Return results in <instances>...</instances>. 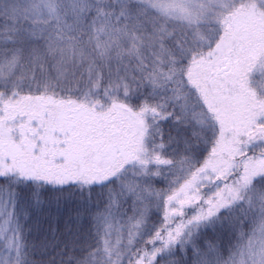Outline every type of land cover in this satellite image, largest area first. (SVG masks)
Here are the masks:
<instances>
[{"label": "snow or ice", "instance_id": "6c2138e0", "mask_svg": "<svg viewBox=\"0 0 264 264\" xmlns=\"http://www.w3.org/2000/svg\"><path fill=\"white\" fill-rule=\"evenodd\" d=\"M0 264H264V0H0Z\"/></svg>", "mask_w": 264, "mask_h": 264}]
</instances>
